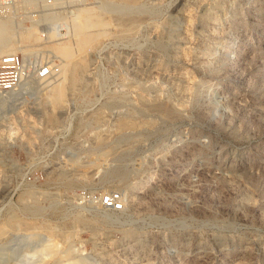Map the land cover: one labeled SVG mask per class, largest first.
I'll use <instances>...</instances> for the list:
<instances>
[{
    "label": "rangeland",
    "instance_id": "rangeland-1",
    "mask_svg": "<svg viewBox=\"0 0 264 264\" xmlns=\"http://www.w3.org/2000/svg\"><path fill=\"white\" fill-rule=\"evenodd\" d=\"M78 11L48 45L3 53L54 71L0 98V242L44 239L36 264H264V0H135L91 29L106 33L70 84L50 44L75 38ZM108 192L122 211L84 198Z\"/></svg>",
    "mask_w": 264,
    "mask_h": 264
},
{
    "label": "built area",
    "instance_id": "built-area-1",
    "mask_svg": "<svg viewBox=\"0 0 264 264\" xmlns=\"http://www.w3.org/2000/svg\"><path fill=\"white\" fill-rule=\"evenodd\" d=\"M77 9L72 0H0V15L10 20L14 30L19 33L16 42L18 47L37 48L48 45L53 41L52 38L63 36L71 25L70 19L65 17L73 15ZM31 29L36 30L43 38L41 42L22 41L21 32ZM53 71L52 63L38 52L0 53V98L12 102L25 93H32L37 81L49 80ZM84 198L90 202L97 201L106 209H124L123 198L110 192L87 193ZM27 240V233L15 232L0 242V264L39 263L40 256L33 258V254L44 239L33 241L29 247L25 246Z\"/></svg>",
    "mask_w": 264,
    "mask_h": 264
},
{
    "label": "bare ground",
    "instance_id": "bare-ground-1",
    "mask_svg": "<svg viewBox=\"0 0 264 264\" xmlns=\"http://www.w3.org/2000/svg\"><path fill=\"white\" fill-rule=\"evenodd\" d=\"M135 0H124L119 2H113L111 0L102 1L98 8L95 7H81L78 11L76 19L74 20V32L75 38L72 40H62L56 41L58 43L50 44L54 45L56 51L59 52L67 60L61 69L65 75H73V79L69 82L73 84L75 80L76 69L78 64L75 60L76 50L86 51L91 45L93 46L101 36L106 33L104 30L99 32H94L96 30H91L96 27H106L110 22L104 15L106 13H119L126 15L132 10ZM76 11V12H77ZM73 15H75V13ZM10 20L3 18L0 15V53L10 52L16 47L14 42V31ZM102 29V28H101ZM98 30V29H97ZM41 36L36 30H26L22 32L21 39L25 42H38L32 39H40ZM76 70V71H75ZM61 71V70H60ZM42 81V80H41ZM40 80L37 83L41 82ZM68 83V84H69ZM67 88V82L58 83L51 94H48L54 104L58 105L64 99L65 90ZM53 246L57 243L53 242ZM70 253L71 249H67ZM72 252V251H71ZM71 254V253H70Z\"/></svg>",
    "mask_w": 264,
    "mask_h": 264
}]
</instances>
